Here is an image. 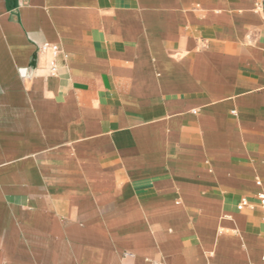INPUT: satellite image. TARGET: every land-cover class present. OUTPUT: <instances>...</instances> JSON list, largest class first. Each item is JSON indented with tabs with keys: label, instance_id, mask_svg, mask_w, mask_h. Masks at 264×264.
<instances>
[{
	"label": "crops",
	"instance_id": "obj_1",
	"mask_svg": "<svg viewBox=\"0 0 264 264\" xmlns=\"http://www.w3.org/2000/svg\"><path fill=\"white\" fill-rule=\"evenodd\" d=\"M259 195L264 4L0 0V264H264Z\"/></svg>",
	"mask_w": 264,
	"mask_h": 264
},
{
	"label": "built area",
	"instance_id": "obj_2",
	"mask_svg": "<svg viewBox=\"0 0 264 264\" xmlns=\"http://www.w3.org/2000/svg\"><path fill=\"white\" fill-rule=\"evenodd\" d=\"M264 4V0H255V7L256 8H259V6L263 5ZM42 50H46V49H51L53 52H56L57 51V48L52 46H48V45H43L41 47ZM250 205L245 201V200H242L239 205L237 206V209L238 210H241L242 208L244 207H249ZM258 207L261 209V212H262V216H263V219H264V195H259L258 196Z\"/></svg>",
	"mask_w": 264,
	"mask_h": 264
}]
</instances>
